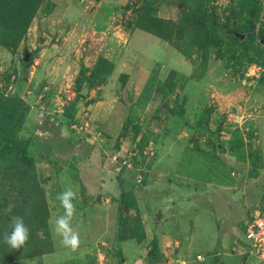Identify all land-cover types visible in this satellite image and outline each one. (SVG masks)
Instances as JSON below:
<instances>
[{
	"label": "rangeland",
	"instance_id": "374dc122",
	"mask_svg": "<svg viewBox=\"0 0 264 264\" xmlns=\"http://www.w3.org/2000/svg\"><path fill=\"white\" fill-rule=\"evenodd\" d=\"M0 95L27 105L29 137L0 159V264H261L238 239L264 215V0H0ZM42 126L61 128V162ZM68 188L75 250L52 230ZM170 189L183 214L162 241ZM12 215L31 229L19 249Z\"/></svg>",
	"mask_w": 264,
	"mask_h": 264
},
{
	"label": "trees",
	"instance_id": "16d2710c",
	"mask_svg": "<svg viewBox=\"0 0 264 264\" xmlns=\"http://www.w3.org/2000/svg\"><path fill=\"white\" fill-rule=\"evenodd\" d=\"M158 36L161 37V35ZM27 110V105L18 96L0 95V159L12 154L19 157L25 156L29 139H18L17 134L22 129ZM68 115L69 113H65V116ZM28 178L30 184L36 187L37 181L34 173H29ZM119 204L125 208H135L137 201L134 192L123 190L119 197ZM36 207L37 212L41 213L43 219L46 218L48 212L45 203L43 201L38 202ZM39 254H42V252H34V256ZM150 255L155 258L158 251L154 250V252H150Z\"/></svg>",
	"mask_w": 264,
	"mask_h": 264
},
{
	"label": "clouds",
	"instance_id": "9594fccd",
	"mask_svg": "<svg viewBox=\"0 0 264 264\" xmlns=\"http://www.w3.org/2000/svg\"><path fill=\"white\" fill-rule=\"evenodd\" d=\"M57 199L64 208V214L55 218L52 230L56 235L62 237L61 243L64 246H70L75 250L79 244V237L73 231L70 222L77 211L76 205L73 203L77 199V193L68 188L59 193ZM12 207V205H9L5 212L11 213ZM10 221V231L4 233L3 242L13 249H19L29 241L31 229L21 216L12 215ZM49 224H52V220H49Z\"/></svg>",
	"mask_w": 264,
	"mask_h": 264
},
{
	"label": "crops",
	"instance_id": "0c3cea01",
	"mask_svg": "<svg viewBox=\"0 0 264 264\" xmlns=\"http://www.w3.org/2000/svg\"><path fill=\"white\" fill-rule=\"evenodd\" d=\"M61 4H62L63 8H66L67 5L65 3H61ZM61 4L58 3V5L56 6V11L61 7ZM65 11H67V9ZM139 34H141V33L140 32L134 33V35L132 36V39H135V37L138 36ZM116 65H118V64H116ZM116 65L114 66V69L113 70L116 73H118L119 72L118 70H120V69ZM17 94L21 95L20 93H17ZM22 97L26 101L27 98L24 97V96H22ZM38 112H39V110L32 109L29 112L28 116H27L28 120L35 119L38 116ZM42 114L45 115L44 112ZM46 117H47V115L43 116V119L46 118ZM60 129L61 128H58L57 130L60 131ZM52 130H53L52 128L51 129H44L43 126H42L41 128H38L37 129V131H38L37 133L35 132V136H38L39 137V139H37V140H41V141H43V143L45 142L48 145V149H45L44 148V151L40 152V154L44 155L45 157H47V156H50L51 157L52 156V157L56 158L55 159L56 161L61 162L60 161V158H59L61 155H59V153L61 152V150H63V148H68L69 144H67L66 141H64L65 144L63 143V141H61L59 147L55 148L54 143L58 140V136H57V130L55 129L54 132ZM21 131L22 132H25V127H23L21 129ZM19 139H29V137L25 138L23 134L22 135L20 134L19 135ZM48 160H51L52 161L53 159L50 158ZM52 163H53V161H52ZM162 194L164 195V193H162ZM177 195H179V192L178 191L176 193H172V191L170 189V190H168V196L164 199L163 202H161L162 204H167L168 206H170V209H169V214H170L169 215L170 216L169 218L170 219L169 220H166V221L163 219V221L161 222V224L159 226H157V228L159 227L157 229L158 230V232H157V238H160V240H162V241H163L162 237L165 236V234L166 235H170L171 230L173 229V226L172 225L175 224L178 220H181L182 219V214H183L182 213V208L183 207H182L181 204L183 202V199H182V197L178 198ZM177 205H179V206H177ZM197 215H199V214H197ZM197 215L195 216V214H194L192 218L193 219H197ZM219 256H220V254H218V259H217V257H214V259L216 258L218 262H220V257Z\"/></svg>",
	"mask_w": 264,
	"mask_h": 264
},
{
	"label": "built area",
	"instance_id": "2783aa9c",
	"mask_svg": "<svg viewBox=\"0 0 264 264\" xmlns=\"http://www.w3.org/2000/svg\"><path fill=\"white\" fill-rule=\"evenodd\" d=\"M243 242L238 239V243L246 248L249 255L254 257L259 263L264 264V215L255 212L251 218L245 222Z\"/></svg>",
	"mask_w": 264,
	"mask_h": 264
},
{
	"label": "water",
	"instance_id": "95a60500",
	"mask_svg": "<svg viewBox=\"0 0 264 264\" xmlns=\"http://www.w3.org/2000/svg\"><path fill=\"white\" fill-rule=\"evenodd\" d=\"M214 261L216 262V261H217V259L215 258V259H214Z\"/></svg>",
	"mask_w": 264,
	"mask_h": 264
}]
</instances>
